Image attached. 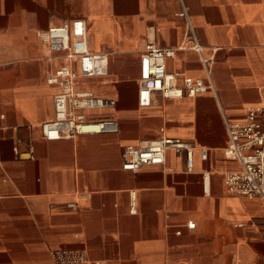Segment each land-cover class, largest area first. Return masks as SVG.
Listing matches in <instances>:
<instances>
[{"label":"crops","instance_id":"1","mask_svg":"<svg viewBox=\"0 0 264 264\" xmlns=\"http://www.w3.org/2000/svg\"><path fill=\"white\" fill-rule=\"evenodd\" d=\"M183 5L214 90L157 92L142 107L139 63L150 42L175 50L169 73L208 81L185 45ZM76 18L89 47L110 55L109 75L80 87L116 101L86 113L116 118L120 130L48 140L42 125L54 120L60 90L48 76L61 60L38 33ZM263 91L264 0H0V264H55L56 251L74 250L87 264H264V201L225 184L241 168L225 155V122H245ZM162 136L195 147L192 170L172 148L164 164L123 168L126 145Z\"/></svg>","mask_w":264,"mask_h":264},{"label":"built area","instance_id":"2","mask_svg":"<svg viewBox=\"0 0 264 264\" xmlns=\"http://www.w3.org/2000/svg\"><path fill=\"white\" fill-rule=\"evenodd\" d=\"M187 20L186 46L196 50L205 66L208 81L202 78L180 76L167 70V58L173 56L174 49L161 48L150 42L140 56L138 100L142 107L153 102V95L160 92L166 98H180L184 94L214 90L209 59L203 56L188 9L183 5L180 13ZM47 44L52 58H59L60 65L48 76V82L59 86L54 98L55 118L44 123L42 130L48 140L74 138L86 133H116L119 121L113 117L92 116L86 111L113 107L116 101L100 96L92 90L80 87V79L105 78L110 72V55L93 51L88 44L87 23L82 18L66 21L58 26H50L38 33ZM181 77V83L179 82ZM228 145L227 158L237 160L241 168L230 171L225 176L227 189L240 196L258 198L264 201V91L261 104L250 107L243 123L225 122ZM184 151L189 170L194 165L195 147L180 138L162 136L140 145H126L123 149V168L133 172L146 165H160L166 161L169 149ZM202 158L207 150H202ZM131 211L136 212V192H130ZM189 228L195 224L189 221ZM180 233V232H178ZM55 264H87L86 255L81 250L56 251ZM90 264H106L93 261ZM180 264H188L182 262Z\"/></svg>","mask_w":264,"mask_h":264}]
</instances>
